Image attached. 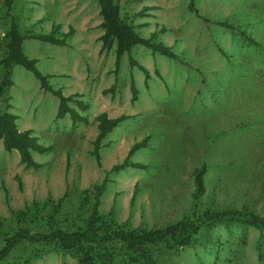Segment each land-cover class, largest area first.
<instances>
[{
    "label": "rangeland",
    "instance_id": "1",
    "mask_svg": "<svg viewBox=\"0 0 264 264\" xmlns=\"http://www.w3.org/2000/svg\"><path fill=\"white\" fill-rule=\"evenodd\" d=\"M116 1L138 33L176 54L167 57L134 45L130 53L148 77L129 64L127 53L113 72L115 44L102 48L97 0H12L9 13L0 0V57L3 34L16 16L26 55L54 88L74 94L69 105L86 118H56L58 98L30 70L13 66L4 109L17 115L19 128H31L46 149L31 151L40 163L37 168L25 167L17 150H4L0 139V227L8 230L13 213L32 204L39 207L31 218L34 223H25L31 230L81 220L94 202L92 186L105 175L97 209L111 212L128 228L162 227L205 209L264 214V86L250 73L264 55V0H191L192 5L190 0ZM223 20L234 29L218 23ZM49 32L66 37V44L31 36ZM245 62L249 69H242ZM130 79L137 89L133 101ZM112 84L113 90L103 93ZM75 99L88 107L80 109ZM101 111L129 117L102 139L97 164L91 151L95 117ZM141 140L145 143L129 159L144 167L108 172ZM202 164L203 188L195 197L192 171ZM169 242L147 245V254L161 264H264V230L244 220L208 221L186 244ZM104 247L112 254L107 264H140L127 259L122 241ZM1 264L78 261L54 243L22 241Z\"/></svg>",
    "mask_w": 264,
    "mask_h": 264
},
{
    "label": "trees",
    "instance_id": "2",
    "mask_svg": "<svg viewBox=\"0 0 264 264\" xmlns=\"http://www.w3.org/2000/svg\"><path fill=\"white\" fill-rule=\"evenodd\" d=\"M99 5V13L101 16V27L103 32L100 35V40L103 49H110L115 44L114 68L113 72L117 71L120 57L123 53L128 54V62L130 65H137L144 71L145 77H148V70L131 55L130 51L136 44L147 46L153 53H160L167 57H175V52L163 42H156L151 37H144L138 33L133 23L120 13L119 5L116 0H97ZM4 4L8 10L12 6V0H5ZM190 5L192 2L190 0ZM224 27L234 29V26L229 21L223 20L218 22ZM70 32L68 33V35ZM34 38L57 45H64L66 37H57L53 32L39 33L31 35ZM67 36V35H65ZM25 35L19 30V23L16 16H11L9 26L3 34L4 54L0 58V139L4 149L10 151L15 149L19 154V161L25 167L37 168L40 163L37 162L31 154V150L44 151L46 146L39 143L35 135L32 134L30 128L23 130L18 129L16 125V115L4 109L8 104L9 89L12 85L11 71L16 64L23 66L30 70L34 76L40 81L43 89L51 92L58 98V106L56 111V118L63 117L68 114L72 122L84 121L86 118L74 107L69 105V101L73 99L74 94L65 95L60 89H54L47 80V76L41 73L36 67V61L26 55L22 47V41ZM249 43L255 44L253 38H248ZM259 58V57H258ZM261 60L258 61V67L255 72H250L253 76L257 74L264 86V55H261ZM242 69H249L248 63L242 64ZM112 84L102 91L106 93L113 90ZM131 100L136 99L137 89L133 79H130ZM79 108L85 110L88 106L81 99H75ZM129 115L120 113L116 116H109L107 112H99L95 119L97 121V133L92 141V155L97 164H100V148L102 146V139L112 129L128 118ZM145 140L135 142L127 152L125 158L113 163L108 172L119 171L127 166L144 167L143 163L132 161L129 159L131 153L138 147L142 146ZM205 165L195 168L193 172L195 181V197H200L203 188L202 173ZM107 175L103 180L92 186L94 191L93 204L90 212L84 217H75L68 220L66 224L51 225V229L44 231L31 230L29 224H25L27 220L31 219L37 207L36 204L28 205L25 208L17 209L13 213V226L8 230L0 227V234L3 235V245L0 247V264L5 258L11 248L22 241L28 242H45L54 243L58 247L67 250L74 254L78 264H97L102 262L107 264L111 259L108 251H104V245L113 241H122L128 250L127 259L136 261L140 264H161L150 255L147 254L146 246L161 241H168L169 245H184L191 237L208 221H234L244 220L256 226L260 231L264 230V214H256L253 212H245L238 209H221L210 210L205 209L203 214L194 217H185L176 222L169 223L157 228H128L126 223L117 222L112 213H101L97 207L99 204V197L105 189ZM85 191H88L86 189ZM61 199V198H60ZM37 217V216H36ZM40 217V216H39ZM44 219V217H42ZM50 219V217H49ZM57 216L53 215V221H57ZM47 221V217H46Z\"/></svg>",
    "mask_w": 264,
    "mask_h": 264
},
{
    "label": "crops",
    "instance_id": "3",
    "mask_svg": "<svg viewBox=\"0 0 264 264\" xmlns=\"http://www.w3.org/2000/svg\"><path fill=\"white\" fill-rule=\"evenodd\" d=\"M24 40V39H23ZM49 43V42H48ZM22 44H23V41H22ZM66 44V43H65ZM64 44V45H65ZM23 47V46H22ZM24 49V48H23ZM25 52V51H24ZM4 54V53H3ZM2 57V56H1ZM0 57V58H1ZM29 57V56H28ZM31 58V57H30ZM13 68V67H12ZM11 74H12V71H11ZM12 78V77H11ZM37 79V78H36ZM38 80V79H37ZM47 80H48V76H47ZM12 82H13V80H12ZM38 82H39V85H40V81L38 80ZM48 83H49V81H48ZM13 84V83H12ZM50 84V83H49ZM51 85V84H50ZM41 86V85H40ZM52 86V85H51ZM11 87V86H10ZM53 87V86H52ZM54 88V87H53ZM54 89H60V88H54ZM61 90V89H60ZM62 91V90H61ZM63 93V92H62ZM64 94V93H63ZM54 95V94H53ZM69 95V94H68ZM58 106V105H57ZM14 113V112H13ZM15 114V113H14ZM16 115V114H15ZM66 115V114H65ZM17 116V115H16ZM16 121H17V117H16ZM16 125H17V127H18V129H20V130H23V129H26V128H28V127H24V128H19V125L17 124V122H16ZM31 129V128H30ZM2 140V139H1ZM0 145H1V143H0ZM1 147L4 149V147H3V145H1ZM4 150H6V149H4ZM12 150H15V149H12ZM6 151H8V150H6ZM11 151V150H10ZM32 151V150H31ZM34 151V150H33ZM16 155H17V157H18V159H19V154H18V151H17V153H16ZM20 162V161H19Z\"/></svg>",
    "mask_w": 264,
    "mask_h": 264
}]
</instances>
